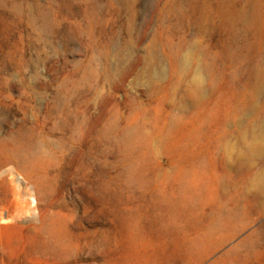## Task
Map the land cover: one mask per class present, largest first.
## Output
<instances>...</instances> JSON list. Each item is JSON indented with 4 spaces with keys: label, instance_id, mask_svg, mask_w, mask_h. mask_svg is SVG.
Segmentation results:
<instances>
[{
    "label": "rangeland",
    "instance_id": "rangeland-1",
    "mask_svg": "<svg viewBox=\"0 0 264 264\" xmlns=\"http://www.w3.org/2000/svg\"><path fill=\"white\" fill-rule=\"evenodd\" d=\"M228 260L264 264V0H0V264Z\"/></svg>",
    "mask_w": 264,
    "mask_h": 264
},
{
    "label": "bare ground",
    "instance_id": "bare-ground-1",
    "mask_svg": "<svg viewBox=\"0 0 264 264\" xmlns=\"http://www.w3.org/2000/svg\"><path fill=\"white\" fill-rule=\"evenodd\" d=\"M246 14H247V13H246ZM248 17H250V15H248ZM244 22H245V21H244ZM214 249H215V248H214ZM248 252H249V251H248ZM239 257H240V256H239ZM245 258H247V256H246ZM241 259H242V257H241ZM247 259L249 260V258H247ZM239 260H240V259H239ZM243 260H244V259H243ZM250 260H251V259H250ZM228 261H229L228 264H234V263H231L230 260H228ZM232 261H233V260H232ZM252 261H253V260H252ZM241 262H242V260H241ZM246 262H249V261H246ZM250 262H251V261H250ZM250 262H249V263H250ZM249 263H248V264H249ZM235 264H236V263H235Z\"/></svg>",
    "mask_w": 264,
    "mask_h": 264
}]
</instances>
